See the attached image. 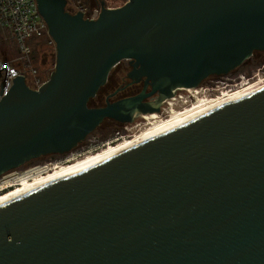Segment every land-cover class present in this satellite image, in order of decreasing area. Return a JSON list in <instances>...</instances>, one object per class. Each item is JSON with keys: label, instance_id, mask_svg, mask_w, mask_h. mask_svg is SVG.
<instances>
[{"label": "water", "instance_id": "water-1", "mask_svg": "<svg viewBox=\"0 0 264 264\" xmlns=\"http://www.w3.org/2000/svg\"><path fill=\"white\" fill-rule=\"evenodd\" d=\"M37 2L56 67L40 90L18 76L0 99V177L264 52V0L102 1L94 20ZM123 61L141 92L91 107ZM0 264H264V88L1 204Z\"/></svg>", "mask_w": 264, "mask_h": 264}, {"label": "built area", "instance_id": "built-area-1", "mask_svg": "<svg viewBox=\"0 0 264 264\" xmlns=\"http://www.w3.org/2000/svg\"><path fill=\"white\" fill-rule=\"evenodd\" d=\"M66 1L68 12L71 14L81 12L86 19L91 20L97 19L101 14L102 1L109 9H117L130 2V0ZM36 42H43L45 46L56 51V42L49 33V26L40 13L37 0H0V70L4 68L0 71V99L8 94L14 85V79L18 76L25 77L27 85L33 90H40L51 79L54 72L53 68L42 72L36 66L33 56L34 43ZM11 54H15L12 59L9 57ZM5 78L7 85L1 95L2 83ZM250 80H246L245 76H239L236 80L222 82L223 84L217 88L206 86L201 87V89L204 94H208V97L212 98L211 93L215 90L219 95L224 91L228 92L242 87ZM186 103L187 101H185ZM190 104L188 103V105ZM97 147V145H91L81 151H72L58 160L27 169L12 170L0 177V195L22 186L26 182H33L64 164L82 159L84 155L96 151Z\"/></svg>", "mask_w": 264, "mask_h": 264}, {"label": "bare ground", "instance_id": "bare-ground-1", "mask_svg": "<svg viewBox=\"0 0 264 264\" xmlns=\"http://www.w3.org/2000/svg\"><path fill=\"white\" fill-rule=\"evenodd\" d=\"M263 88L264 77H260L254 82L250 81L242 87L232 91H224L222 94L216 95V97L212 98L200 97L199 94L203 93L201 88L200 91L198 88H191L190 90L186 91L192 97V104L190 107L183 110H177L175 106L179 103V101L176 97V99L172 100L170 105H168V110L165 109V111L169 113L168 118H161L158 112L144 116L143 118L149 120L150 122L147 129L139 131L129 139H120L121 141L118 140L117 143H112L108 145L107 148L102 149L97 153L64 164L58 167L56 170L51 171L47 175L34 180L33 182H26L22 186L0 195V205L31 191L99 165L104 161L116 156L117 154H120L143 142L178 128L246 94L261 90ZM180 98H182V101L185 103L186 98L183 94L180 96Z\"/></svg>", "mask_w": 264, "mask_h": 264}, {"label": "rangeland", "instance_id": "rangeland-1", "mask_svg": "<svg viewBox=\"0 0 264 264\" xmlns=\"http://www.w3.org/2000/svg\"><path fill=\"white\" fill-rule=\"evenodd\" d=\"M14 56L15 54H11V56L9 57L12 59V57ZM34 60L36 66L42 72L52 68L55 71L56 51L48 48L47 46H45L44 43L36 42L34 43ZM130 71H131V66L129 64V61H123L118 67H116L111 72L108 83L102 87L101 89L102 96L99 97V100L95 103V106L97 107L104 106L108 94L114 92L118 87L123 86L125 83L129 82V79L127 77ZM239 76H245L246 80L251 79L250 80L251 82L256 81L260 77H264V52L255 53L250 60H248L244 65H242L240 68H238L231 74L227 76H218V77L212 76L197 88L199 89V91L201 87H206V86L217 88V86L223 84L222 82H228L229 80L238 78ZM141 89H142L141 85L132 86L126 89L124 92H122L117 98L125 97L128 94H136L140 92ZM182 94L185 96L186 101L188 100L186 104L182 101V98H180ZM182 94L177 96L179 101V103L175 106L177 110H183L185 108L190 107V105L192 104L191 101L192 97L189 95V93L184 92ZM215 95H217V93ZM215 95H212V97H215ZM199 96L208 97L209 95L202 93L199 94ZM188 103L191 104L188 105ZM162 109L163 110H161V112L159 113L160 117L166 119V117H169V113L165 111V109L168 110V106ZM149 123H150L149 120H146L143 117L135 119V121L132 124H126V125L115 124L111 120L104 121V123L86 139L87 141L86 146L97 145L98 146L97 150L84 155L82 158L97 153L100 150L107 148V146L112 143L113 144L117 143V139H121V140H123L124 138L129 139L131 136L135 135L139 131H143L147 129ZM58 158L59 157H53L52 155L41 157L37 160H33L30 163H27L26 165H24L19 169L31 168L33 166L41 165L46 162H51L56 159L58 160Z\"/></svg>", "mask_w": 264, "mask_h": 264}, {"label": "flooded vegetation", "instance_id": "flooded-vegetation-1", "mask_svg": "<svg viewBox=\"0 0 264 264\" xmlns=\"http://www.w3.org/2000/svg\"><path fill=\"white\" fill-rule=\"evenodd\" d=\"M215 77H218V76H215ZM127 78H128V77H127ZM220 78H221V77H220ZM128 79H129V78H128ZM232 80H236V78H235V79H232ZM130 82H131V80L129 79V82L125 83L123 86L118 87L114 92L108 94L107 98H109V96H110L111 94L115 93L117 90L120 89V91L116 94V96L110 99L111 102H114V101H117V100L122 99V98H125V97H130V96L137 95V94L139 93V92H138V93H136V94H128V95H126L125 97L117 98V97H118L122 92H124L126 89H128V88H130V87H132V86H135V85H141V86H142V89H143V87H144V84H143V83H139V84H130ZM142 89H141V90H142ZM140 92H141V91H140ZM216 93H217V90L213 91V92L211 93V95H215ZM107 98H106V102H107ZM156 99H157V97H152V98H150V99H147L146 102L153 103L154 101H156ZM106 102H105V103H106ZM161 110H163V109H161ZM111 121L114 122L115 124H120V123L115 122V121H113V120H111ZM86 142H87V141H85V142H83L81 145H79L76 149L73 150V152H77V151H81V150L86 149V148L88 147V146H86V144H87ZM65 155H66V154H65ZM65 155H61L59 158H62V157H64ZM59 158H58V159H59Z\"/></svg>", "mask_w": 264, "mask_h": 264}, {"label": "trees", "instance_id": "trees-1", "mask_svg": "<svg viewBox=\"0 0 264 264\" xmlns=\"http://www.w3.org/2000/svg\"><path fill=\"white\" fill-rule=\"evenodd\" d=\"M39 43H43V42H39ZM258 52H260V51H257V52H255V53H258ZM254 53V54H255ZM33 56H34V54H33ZM102 89V88H101ZM100 89V91L98 92V94H97V96L95 97V98H93L91 101H90V106L91 107H97V106H95V103L99 100V97H101L102 96V90ZM53 157H60L61 155H52Z\"/></svg>", "mask_w": 264, "mask_h": 264}]
</instances>
